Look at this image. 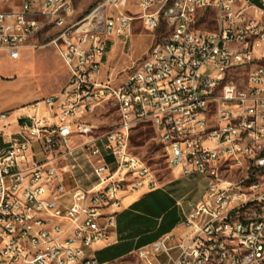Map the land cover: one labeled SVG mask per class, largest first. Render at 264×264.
Here are the masks:
<instances>
[{"label":"built area","instance_id":"built-area-1","mask_svg":"<svg viewBox=\"0 0 264 264\" xmlns=\"http://www.w3.org/2000/svg\"><path fill=\"white\" fill-rule=\"evenodd\" d=\"M7 3L0 53L18 60L55 30L67 82L0 112V264H101L94 251L112 245L126 201L159 186L130 150L140 125L173 171L208 185L180 230L135 256L264 264V0H101L76 21L72 0ZM135 21L160 38L123 83L104 80L108 44ZM108 104L118 120L99 134L89 120Z\"/></svg>","mask_w":264,"mask_h":264},{"label":"rangeland","instance_id":"rangeland-1","mask_svg":"<svg viewBox=\"0 0 264 264\" xmlns=\"http://www.w3.org/2000/svg\"><path fill=\"white\" fill-rule=\"evenodd\" d=\"M21 1L8 0L5 8L18 6ZM72 1L75 8L73 19L76 21L85 17L101 0ZM136 12L140 13V10L136 9ZM206 27L213 28L211 24ZM55 34L56 31L51 30L40 36L39 47L36 50L29 48L23 50L18 60H11L0 53V112L32 104V101L41 97L55 95L66 84L67 73L53 49L48 46ZM160 35L161 31L147 32L141 21H135L133 34L129 39L123 40L125 43L117 41L112 50L111 43L108 44L107 51H111L102 69L103 79L112 80L115 84L123 83L133 71L134 64L145 56ZM26 111L24 110L22 114ZM117 120L116 109L108 104L97 110L89 121L95 127V131L101 134L114 126ZM130 150L146 163L159 185L173 178V169L168 163L166 149L150 125H140L133 130ZM205 186L206 182L197 184L194 193L200 194ZM116 264L144 263L134 255L125 263Z\"/></svg>","mask_w":264,"mask_h":264},{"label":"crops","instance_id":"crops-1","mask_svg":"<svg viewBox=\"0 0 264 264\" xmlns=\"http://www.w3.org/2000/svg\"><path fill=\"white\" fill-rule=\"evenodd\" d=\"M117 41L125 43L121 38H113L110 41L111 50ZM111 50L107 51L104 64ZM58 60L63 67L59 58ZM173 174V178L156 189L143 191L126 201L124 209L117 216L112 245L97 248L94 251V256L99 263H125L135 255L138 249L149 246L184 226L186 217L202 200L208 181L197 175L183 177L178 170H174ZM203 182H206L204 190L196 195L194 193L195 186Z\"/></svg>","mask_w":264,"mask_h":264},{"label":"water","instance_id":"water-1","mask_svg":"<svg viewBox=\"0 0 264 264\" xmlns=\"http://www.w3.org/2000/svg\"><path fill=\"white\" fill-rule=\"evenodd\" d=\"M24 122H27V120H26V119H21V120L19 121L20 124H23Z\"/></svg>","mask_w":264,"mask_h":264}]
</instances>
